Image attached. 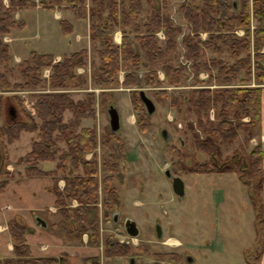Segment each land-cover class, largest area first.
<instances>
[{"label":"rangeland","instance_id":"rangeland-1","mask_svg":"<svg viewBox=\"0 0 264 264\" xmlns=\"http://www.w3.org/2000/svg\"><path fill=\"white\" fill-rule=\"evenodd\" d=\"M33 1L36 8L30 7L13 12V18L23 22L22 29L12 28L6 34H0L1 41L6 43L9 49L6 62L8 69H4L3 63L0 62V72L11 84L7 88L0 87V124L23 120L24 115L30 116L35 124L32 129H21L17 137L11 140H7L2 134L1 138L7 152L5 168L12 173L13 178L0 189V192L7 184L17 183L27 177H35L19 176L17 172L22 171L23 163L19 158L29 149L30 142L42 138L39 128L42 117L39 116L35 105L36 95L57 91L68 93L73 100H83L87 98V92L91 91L93 111L90 115L79 118L77 126L78 128H92L97 137L94 149L84 152L83 157L87 160L94 157L95 160L98 185L97 208L94 216L97 221L98 236L92 242L87 233L81 231L80 237L76 238L74 232L71 231V228L76 225L70 224L69 218L65 219V224L70 229L69 235L65 232L58 233L55 225L63 218V215L54 203L39 211L33 210L29 213L25 212L23 205L15 204L11 207L15 211L11 217L19 216L25 225L30 227L25 221H29V215L36 212L47 222V227L43 231L46 238L51 241L54 237L56 241H59L58 243L51 241L55 245H51L50 241H44L48 242L46 250L37 252L36 248L43 241L36 240L35 233H33L30 236L32 250L25 239L30 254L50 257L63 254L68 264H89L81 260L86 256L96 257L98 264H150L153 262L157 264H256L260 243L258 235L260 222L254 212L257 211V205H261V186L260 188L255 186L258 183L260 169L258 164L250 172L247 166L245 171L242 169L245 166L248 151L252 148L251 146H254L252 143L253 137L257 135L256 124L253 128L237 126L235 136L231 140H223L217 132L210 130L218 119L216 109L209 108L205 115L200 113L197 116L190 107V98L195 95V89L246 86L253 85L254 82L252 78L242 81L241 72L228 83L221 82L220 79L209 80L208 72L202 67L198 68L197 80L193 78L190 63L194 60L185 55L182 41L183 35L188 31V24L182 18L179 9V5L187 0H166V7H161L160 0H152L150 4L141 0L142 10L137 18L140 24L147 20L151 9H155L160 14L167 15L169 22L177 26L178 30L174 37L175 46L163 56L162 63L179 68V82L174 84L163 80L160 64L148 59L141 46L134 40L132 41L131 33H128V40L133 42V47L139 56L136 68L138 85L118 84L110 88H101L92 83L90 73L99 61L95 53L96 42L89 39L86 17L80 19L74 17L71 10L64 4L49 10L40 7L38 0ZM85 1L88 3V0ZM123 5L125 6V3ZM53 13L57 19L63 18L68 22L71 21L69 33L59 32L57 19ZM255 22L251 19V26ZM127 29L128 27L125 30ZM234 32L242 34L240 28L234 29ZM120 34L119 25L114 23L111 33L112 41H115L114 38L117 35L120 41ZM155 35L156 42L162 45L164 36L161 30H156ZM199 35L204 38L205 32L200 30ZM12 36L15 37L14 40ZM119 41L114 43L118 44ZM81 48L85 49L84 63L74 66L73 72L82 76L83 83L79 82L74 86L52 85L48 78L49 67L42 68L40 75H36L40 79L35 82L30 79L25 80L19 73L17 64L27 56L29 50L55 52L52 54V61H56L62 54H68ZM205 56L221 58L228 62L234 59L226 49H222L219 54H214L206 48ZM149 69L155 70L161 82L145 83L144 77ZM215 74L216 66L210 65L209 76ZM118 79L119 81L122 79V70L118 71ZM137 87L143 88L154 103V110L148 115V124L143 131L137 128L136 111L130 104V91L133 89L137 91ZM101 89H105L108 94L105 103H100ZM158 89H163L165 94H158ZM172 96L175 97L174 104H171ZM108 104L113 105L119 113L121 124L120 128L115 131H110L107 124L105 110ZM234 108V104L228 106L229 111ZM129 116L130 122L127 120ZM70 117V111L64 108L59 113L58 123L67 122ZM246 119L247 116H241V120ZM128 122L133 124L127 125ZM57 131L58 129H54L52 133ZM107 131L112 132L115 139L111 141L110 147H102L99 137ZM209 137L217 148V152L213 149L205 151L196 148V140L205 144ZM56 143L60 149H64L63 140L59 139ZM172 147L178 150L177 156L173 153ZM210 158L220 164L222 162L232 163L234 171H226L231 172L228 174L218 171L208 173L187 171V168L193 166L195 162H203ZM101 159L116 162V169L112 172L110 183L116 190L119 204L107 216L103 215L100 204L102 194L99 179L106 173L100 167ZM177 160L184 166L181 173L173 168V163ZM53 162L55 165L56 159ZM164 168H168L172 175L181 177L182 195L177 196L173 193L170 179L163 174ZM66 175L67 170H63L58 171L54 179L49 175L45 176L50 181L44 187L45 191L53 194L48 190L53 184L62 188ZM3 177L0 175V178ZM249 192L251 196H254V204L253 202L252 204L255 207L250 202ZM65 205L69 207L76 205V199L65 201ZM250 205L253 210V225L256 232L255 244L241 251L240 247L247 240L243 235L248 233ZM114 212L117 214L116 221L113 222ZM125 217L135 222L138 229L136 236L129 237L123 231L122 220ZM6 222L4 227L7 231ZM28 223L40 229L39 224H34L32 220ZM156 225L159 226V236L156 235ZM106 235H110L118 242H127V250L122 254H104L103 246ZM169 238H173L175 243H172ZM9 239L12 252L10 256H13L10 236ZM213 240L218 241V247L209 246Z\"/></svg>","mask_w":264,"mask_h":264},{"label":"trees","instance_id":"trees-1","mask_svg":"<svg viewBox=\"0 0 264 264\" xmlns=\"http://www.w3.org/2000/svg\"><path fill=\"white\" fill-rule=\"evenodd\" d=\"M151 3L152 0H145ZM42 8L53 10L64 4L69 8L74 17L87 19L89 39L96 42L95 53L99 63L90 73L92 83L101 88H110L123 85H138L137 66L139 63L138 53L133 47V40L144 50L145 56L160 64L163 80L177 84L179 82V68L168 63H162L163 56L175 46V34L177 26L169 22L168 16L151 9L146 21L140 24L137 18L142 10L141 0H38ZM125 3V6L123 5ZM161 7H166V0H160ZM33 0H0V34H6L12 28H22L23 22L13 18V12L19 9L34 7ZM182 18L188 24V31L183 35L182 41L185 47V55L194 61L190 63L193 78H198V68H204L210 75V65L216 66V74L208 75V79H220L221 82H230L236 74L242 73V81L253 79V85L246 86H222L214 89L201 87L195 89V95L190 98V107L195 115H205L209 108L216 109L218 119L215 126L210 130L217 132L223 140H231L235 136L237 126L253 128L256 124L259 112V83L264 81V0H187L179 5ZM105 13H103V11ZM255 20L251 26L250 20ZM59 30L62 34L71 31V24L66 19H58ZM117 23L121 29L119 43L112 41V26ZM126 27H128L127 30ZM240 28L242 34H236L234 29ZM161 30L164 40L162 45L156 42V30ZM205 32L201 38L199 31ZM131 33L132 41L128 40L127 34ZM214 54H219L226 49L234 58L231 62L216 57H206L205 49ZM8 45L0 39V62L4 69H8ZM85 49L71 51L68 54L52 61V54L48 52H36L29 50L26 57L17 64L19 73L26 80L38 81L36 75H40L42 68L49 67L48 78L52 85L74 86L83 83L81 75L75 74L73 68L83 65ZM198 57L199 59H197ZM122 70V79H118V71ZM145 83L154 84L161 82L154 69H149L144 77ZM8 83L4 74L0 72V87L7 88ZM16 85V83L14 84ZM158 94L164 95L163 89H158ZM87 92V98L73 100L66 92H44L36 95L35 105L39 116L42 117L39 128L42 138L32 140L29 149L24 152L19 160L23 163L19 176H47L55 178L58 171L67 170L64 176L62 188L54 184L50 190L54 195V205L62 213L63 218L57 221L58 233L65 232L69 235V227L66 226V218L73 226L71 231L79 238L81 231H85L89 240L94 242L98 236L95 209L97 201V175L94 157L84 159V152L93 150L97 137L95 131L89 127L77 126V120L82 116L90 115L93 111L91 106L92 93ZM100 103L107 101L105 89L100 91ZM175 97H171L174 104ZM130 104L135 112L137 128L143 131L148 124V115L144 112L138 99L137 91H130ZM234 104L232 111L228 106ZM67 108L71 117L67 122L58 123L59 113ZM1 109V107H0ZM247 116L241 120V116ZM35 124L33 119L24 115V119L9 124H0V189L11 179L13 175L5 168L7 152L3 145L2 134L7 140L16 138L21 129H32ZM58 129L56 133H52ZM210 136V135H209ZM64 141V149H60L56 141ZM113 133L107 131L100 135L99 142L102 147H110L114 140ZM211 139H213L211 137ZM213 141V140H212ZM208 142V143H207ZM207 142L200 143L196 140V148L217 152L214 143L207 138ZM175 156L178 150L173 148ZM246 166L249 172L256 168L261 157V148L255 144L247 153ZM51 169H43L39 162L55 160ZM100 167L104 173L99 179L101 197L100 204L102 213H108L119 204V199L114 186L110 183L116 162L101 159ZM173 168L178 172L184 170L180 161L173 163ZM189 172H226L234 171V165L228 162L217 163L211 158L203 162H195L188 167ZM264 180V170L258 174V183L261 186ZM250 202L254 204V196L250 195ZM253 198V199H252ZM76 199V205L69 207L65 201ZM252 204V205H253ZM255 207V205H253ZM254 215L261 221V205H257ZM254 216V217H255ZM6 227L12 240L13 256L0 258V264H68L65 256L58 257L34 256L30 254L25 234L32 228L25 225L23 220L15 215L7 220ZM127 242H118L106 235L103 246L104 254H122L127 250ZM157 255H161L157 253ZM172 256V254H170ZM85 263L98 264L96 257L86 256L81 259ZM150 264H157L156 262Z\"/></svg>","mask_w":264,"mask_h":264},{"label":"crops","instance_id":"crops-1","mask_svg":"<svg viewBox=\"0 0 264 264\" xmlns=\"http://www.w3.org/2000/svg\"><path fill=\"white\" fill-rule=\"evenodd\" d=\"M17 16H18V12H17ZM53 16L56 17L57 19V16L54 15V13H53ZM86 22H87V19H86ZM57 26H58V23H57ZM58 29H59V26H58ZM13 38L15 37L12 36V39ZM114 40H115L114 42L119 41L118 35L116 36V38H114ZM261 50L264 51V45H262ZM48 53L53 54L55 52H48ZM259 87H260L259 112H258V118L256 122L257 135L256 137H253L252 145H255V144L260 145L261 157L259 159L258 166L260 170H264V81L259 83ZM127 120L130 122V116L129 118H127ZM129 122L127 123V125L133 124ZM120 124L121 123H119V128H120ZM53 165H54L53 160L39 162V166L43 169H50L52 168ZM201 173H204V172H201ZM225 173L228 174L231 172H225ZM49 183H50L49 179L46 178L45 176L27 177L25 179L19 180L17 183H13L9 185L7 184V186L0 192V258L7 257L12 254L10 239L4 227L6 220L15 214V211L11 207L15 204L20 205V206L23 205V209H25V212L27 211L29 213V211H33V210L39 211L45 206L47 207L50 206L51 204H53L54 196L53 194L46 192L44 188ZM260 198H261V221H260V231L258 233L260 243H259V250H258L259 253L257 256L256 264H264V180L261 184ZM249 209H250V214L248 216V220H249L248 221V226H249L248 233H244L243 235V237L246 238L247 240H245L243 246L240 247L241 251L247 250L255 244L256 232H255L254 225H253V210H252L251 205L249 206ZM35 215H37V213L32 212V214L29 215V218L30 220H32L34 224H37L34 219ZM39 217L43 219V221L45 222V226L38 225L40 229H36L33 225L28 223L30 220L29 221L24 220L26 224L32 227L31 232L25 234V239L27 240L29 244L30 250H32L31 243H30V236H32L33 233H35L36 240L43 241L42 244L36 248V250H38L37 252H40V251L43 252L44 250H46L45 248L48 245L47 243L50 240L46 238V235L43 233V231H45L44 229L47 227L46 226L47 222L42 216H39ZM44 241H48V242H44ZM51 241L52 243L59 242V241H56L54 237L51 239ZM52 243L51 245H55ZM209 246L218 247L219 243L217 240H213L211 243H209Z\"/></svg>","mask_w":264,"mask_h":264},{"label":"water","instance_id":"water-1","mask_svg":"<svg viewBox=\"0 0 264 264\" xmlns=\"http://www.w3.org/2000/svg\"><path fill=\"white\" fill-rule=\"evenodd\" d=\"M137 96L143 106L144 112L147 115H150L154 110V103L151 100V98L147 96V94L144 92L143 88L141 87H137ZM105 111L107 116V124L110 131L117 130L119 128V115L117 109L113 105L108 104ZM163 174L164 176L170 179L171 189L173 193L176 194L177 196L182 195L183 182L181 177L178 175H172L168 168L163 169ZM116 214H117L116 212L112 214L113 222L116 221ZM34 219L37 224L41 226H45V222L39 216L35 215ZM122 227L125 234L129 237H134L138 233V229L135 222L129 217H125L122 220ZM155 230H156V235L159 236L160 235L159 226L156 225Z\"/></svg>","mask_w":264,"mask_h":264},{"label":"flooded vegetation","instance_id":"flooded-vegetation-1","mask_svg":"<svg viewBox=\"0 0 264 264\" xmlns=\"http://www.w3.org/2000/svg\"><path fill=\"white\" fill-rule=\"evenodd\" d=\"M169 239H170V238H169ZM170 241H171L172 243H175V242H174V240H173V238H172V239H170ZM175 241H176V240H175ZM176 242H177V241H176Z\"/></svg>","mask_w":264,"mask_h":264}]
</instances>
